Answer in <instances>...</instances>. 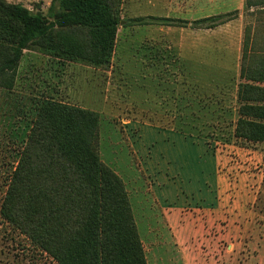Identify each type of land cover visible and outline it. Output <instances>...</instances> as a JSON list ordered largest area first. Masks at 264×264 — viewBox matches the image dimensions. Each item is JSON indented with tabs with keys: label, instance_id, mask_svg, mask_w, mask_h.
Returning a JSON list of instances; mask_svg holds the SVG:
<instances>
[{
	"label": "rangeland",
	"instance_id": "1",
	"mask_svg": "<svg viewBox=\"0 0 264 264\" xmlns=\"http://www.w3.org/2000/svg\"><path fill=\"white\" fill-rule=\"evenodd\" d=\"M3 1L31 10H46L52 2ZM105 1L121 22L154 15L170 18V24L120 23L103 63L92 30L80 26L58 30L24 50L13 88L0 86V264H56L1 213L29 141L35 97L100 115L99 155L125 182L148 264H183L185 253L178 251L174 226L164 225L151 182L156 191L159 177L179 172L181 177L171 179L175 186L188 193L193 176L197 193L205 192L200 185L215 153L236 185L230 201L246 206L220 214L214 223L203 216L195 220L197 225L205 220V230L186 242L193 249L185 253L186 261L194 262L190 254L197 249L205 264H264V189L253 201V175L264 168V141L236 134L242 69L251 75L262 68L264 0ZM207 16L214 19L200 22ZM246 35L253 42L243 61Z\"/></svg>",
	"mask_w": 264,
	"mask_h": 264
},
{
	"label": "trees",
	"instance_id": "2",
	"mask_svg": "<svg viewBox=\"0 0 264 264\" xmlns=\"http://www.w3.org/2000/svg\"><path fill=\"white\" fill-rule=\"evenodd\" d=\"M170 20L135 17L124 25ZM120 23L105 0H52L46 10L0 0V86L13 88L24 50L68 27L92 30L96 53L107 62ZM251 41L246 35L243 61ZM71 50L86 58L76 47ZM260 61L262 68L251 75L242 69L245 81L238 89L236 134L253 142L264 141V57ZM30 112L29 141L12 175L2 215L56 264H148L125 182L99 155L100 115L36 97Z\"/></svg>",
	"mask_w": 264,
	"mask_h": 264
},
{
	"label": "crops",
	"instance_id": "3",
	"mask_svg": "<svg viewBox=\"0 0 264 264\" xmlns=\"http://www.w3.org/2000/svg\"><path fill=\"white\" fill-rule=\"evenodd\" d=\"M203 2L211 1H222L224 0H202ZM243 1V0H241ZM243 3V2H242ZM154 16V15H147ZM161 17V16H158ZM208 17V16H207ZM135 18V17H134ZM126 24L127 21H122ZM127 26V25H126ZM213 48V47H210ZM263 143V142H262ZM222 163V156L215 153L210 155V173H206L204 176V182L200 185V188L204 185L206 188L205 192L197 193V182H193V176H189L190 181L186 190H189L188 193L182 191L181 186H175V182H172V178L181 177L182 173L175 172V176L159 177L158 179V190L155 191V183L152 181L151 184L154 190V199L159 206V212L164 214L166 217L165 226L168 225L173 227V235L177 238H174L176 241H179L181 248L178 251L181 252H191L193 249L187 247L186 242H191L194 240L193 236H196L199 233H203L205 230V220L200 225L195 223V220L201 219V216L205 217L206 221L209 223L217 222V219L220 218V214L224 212H231V210H242L246 206L243 204L241 206L238 202L230 201V192L231 188H236L235 182H231L230 172L224 170ZM247 174V172H244ZM257 174V175H256ZM254 184H253V201L256 202L257 196L261 194V191L264 189V168H261L259 172H254L253 175ZM233 184V185H231ZM239 185V183L237 182ZM245 189V188H243ZM246 191L248 189H245ZM245 203V202H244ZM149 206V207H148ZM239 207V208H238ZM148 209H151L150 205H147ZM136 216V214H135ZM184 224L181 223L182 219ZM192 219V221L190 220ZM243 219V218H242ZM196 224V225H195ZM181 225H184L181 227ZM198 227V228H197ZM171 232V231H170ZM165 233L168 231L165 229ZM172 234V233H171ZM195 249V248H194ZM177 251V252H178ZM195 252V253H194ZM193 254H190V257L193 258L194 262L190 260L186 261L185 253L181 254L183 264H205L206 260L204 256H201L200 251L195 249Z\"/></svg>",
	"mask_w": 264,
	"mask_h": 264
},
{
	"label": "built area",
	"instance_id": "4",
	"mask_svg": "<svg viewBox=\"0 0 264 264\" xmlns=\"http://www.w3.org/2000/svg\"><path fill=\"white\" fill-rule=\"evenodd\" d=\"M227 251H228V248H227ZM222 264H228V263H222Z\"/></svg>",
	"mask_w": 264,
	"mask_h": 264
}]
</instances>
